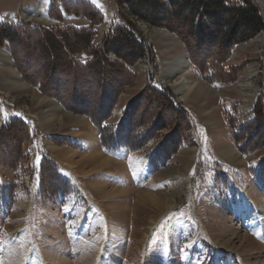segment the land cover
I'll use <instances>...</instances> for the list:
<instances>
[{
    "label": "rangeland",
    "instance_id": "1",
    "mask_svg": "<svg viewBox=\"0 0 264 264\" xmlns=\"http://www.w3.org/2000/svg\"><path fill=\"white\" fill-rule=\"evenodd\" d=\"M157 1L166 20L154 5H141V19L127 0H0V28L11 33L0 40V264H264V0H249L262 30L227 45L220 15L190 22ZM69 26L86 28L90 43L74 44ZM121 26L141 56L112 44L109 32ZM49 32L57 53L45 44ZM104 42L117 52H100ZM179 57L187 64L170 77ZM215 57L221 72L206 80L194 62ZM250 70L258 90L246 102L237 83ZM180 74L212 93L181 98L169 86ZM129 108L131 132L147 137L134 150L105 149L86 113L118 124ZM161 144L163 162L151 163ZM227 146L240 162L223 155ZM63 150L74 154L72 168L58 158ZM95 153L110 165L96 168ZM42 159L65 179L60 193L44 183ZM94 184L125 191L103 197ZM184 186L169 210L144 197L170 200Z\"/></svg>",
    "mask_w": 264,
    "mask_h": 264
},
{
    "label": "trees",
    "instance_id": "2",
    "mask_svg": "<svg viewBox=\"0 0 264 264\" xmlns=\"http://www.w3.org/2000/svg\"><path fill=\"white\" fill-rule=\"evenodd\" d=\"M129 2V5L131 7V11L133 14L139 16L141 19L148 20L146 17L140 15V7L145 6L146 9L152 8V6H157L159 11L157 14L162 20H166L167 12L164 10V6L159 3L157 0H127ZM172 5H177L178 8L182 11L184 14L183 17L193 22L195 21V17L199 16L201 13L202 16H208V17H214L216 15L221 16V22L224 24L223 29H221V40L223 44L228 43H234L236 40H243L247 39L248 37H252L256 33L262 30L263 28V22L260 16V13L249 0H241L238 4H228L226 0H167ZM159 3V5H158ZM149 6V7H148ZM151 6V7H150ZM147 9V10H148ZM152 24H160V22L154 21ZM73 32H76V39L77 43H83L84 45H88L90 43V39L88 36L83 35V31L87 30L86 28H77L74 26H69ZM119 28L118 35L114 34L115 30L113 32H109L110 35H112L111 40L112 44L119 46H123L127 49V53L134 55L135 57H139L142 55V47L138 40L133 38L130 33H127L124 30V27H117ZM10 28H0V40L1 39H7L10 38ZM88 32V31H86ZM87 34V33H86ZM57 35H54L53 33L49 32L47 34V38L45 39V44L47 45V48H52L56 53L60 50V44L57 39ZM103 51L104 53L109 52H117V49L112 48L108 45V43L103 44V47L101 48L100 52ZM94 54V53H93ZM94 56V55H93ZM125 58V57H124ZM200 59V58H199ZM201 58V63H198L197 61H193L196 66H198L199 70L203 74V77L206 78V80H214L215 78H218L220 74V67L221 63L223 62V59L220 58ZM200 61V60H199ZM87 63V62H86ZM85 63V64H86ZM84 65V64H83ZM126 71L130 72L126 67L124 68ZM216 73V74H215ZM150 89L149 92H154L157 95H166L163 89L153 87L152 85H149ZM168 105L170 108L176 107V110L180 112V115L184 116L187 120V111L181 110L179 107H177L176 102H174L171 97L167 98ZM260 105V102H259ZM87 115L91 118L90 120L93 122V124L96 125L98 129V134L100 138L101 145L107 149V150H118L120 148H127L129 150L137 149L143 141L144 138L147 137V132L145 131L142 135L133 134L130 130V126L134 124L132 118H133V110L129 108L120 122L118 124H107L103 120L102 114H93L91 112H87ZM135 114V113H134ZM137 122V121H136ZM135 122V123H136ZM132 123V124H131ZM165 145V144H163ZM163 145H159L154 152L149 157V160L151 163L154 161L156 162H163V159L165 158L167 154V146L163 147ZM169 149V147H168ZM155 163V162H154ZM262 164L259 165L258 171H260ZM58 166H56L52 161H49L48 159H42L41 162V177H45L46 186L51 190V193H60L63 191L65 187V179L61 177L58 174ZM45 172V174H44ZM260 173H264V170L261 169ZM43 174V175H42ZM42 177V178H43Z\"/></svg>",
    "mask_w": 264,
    "mask_h": 264
},
{
    "label": "bare ground",
    "instance_id": "3",
    "mask_svg": "<svg viewBox=\"0 0 264 264\" xmlns=\"http://www.w3.org/2000/svg\"><path fill=\"white\" fill-rule=\"evenodd\" d=\"M157 34H159L160 36H163V37H167V34L165 32H162V31H157ZM8 58H9V56H8ZM186 64H187L186 61L182 57H179L178 59H176L171 66L169 65L170 67L168 70V74L170 75V77H171V75L176 74L178 71H181ZM169 75H167V76H169ZM256 77H257V73L250 70L248 72V75H247V80L237 83V90L244 97V101H246V102H251L254 99V97L256 96V93L258 90V83H257ZM190 79H188L187 76L180 74V76L178 78H176L175 80H173V82H171L169 84V86L172 87L174 89V91L176 93H178L180 95V97L183 99L186 98L188 94L191 95L192 98H205V97H207V95L212 93L211 89L204 86L203 83L198 82L194 79H191V80ZM55 105H57V104H55ZM53 107H54V104H53ZM54 109H56V108H54ZM62 114H64V113H62ZM49 120H48V122H49ZM49 123H51V121ZM88 135L93 136L94 134L89 132ZM63 152H65V151L63 150ZM223 155L229 160H232V161L237 160L239 162L241 161L239 159L240 157L237 156L236 150L230 146H227L223 149ZM73 157H74V154L70 153V152H65V153L58 155V158L61 160V162L70 166V167L74 166V164H75V162L73 161ZM90 157H92V159H94V164H95L96 168H104V167L110 165L109 163L111 162L110 158H108V157H106L100 153L92 154ZM93 190L96 194H98L99 196H103V197L110 196L113 193H122L125 191V189H122V188H117V189L110 188V189H108L103 184H94ZM181 190L182 191L176 192L175 197L174 196L171 197L170 200L163 199L160 195H156V194H152V193H144V197H145V199H147L148 201H150L154 204L157 203L158 205H160V204L164 203V208L166 210H169V208L174 207V205L177 204L181 200V195H186L187 186H184V188Z\"/></svg>",
    "mask_w": 264,
    "mask_h": 264
}]
</instances>
